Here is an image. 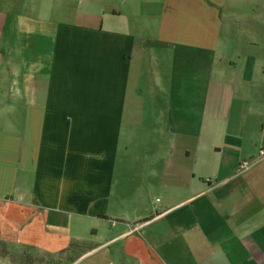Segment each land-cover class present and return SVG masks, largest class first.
<instances>
[{"label": "crops", "instance_id": "0c3cea01", "mask_svg": "<svg viewBox=\"0 0 264 264\" xmlns=\"http://www.w3.org/2000/svg\"><path fill=\"white\" fill-rule=\"evenodd\" d=\"M223 3L0 0V264H264V66L220 55Z\"/></svg>", "mask_w": 264, "mask_h": 264}, {"label": "rangeland", "instance_id": "374dc122", "mask_svg": "<svg viewBox=\"0 0 264 264\" xmlns=\"http://www.w3.org/2000/svg\"><path fill=\"white\" fill-rule=\"evenodd\" d=\"M220 20L221 26L216 35L220 55L223 47L227 46L233 49V54L240 53L243 59L247 50L251 49L255 53H248L250 57L255 59L257 64L264 66V0H226L221 7ZM217 64L216 60V67L219 66ZM157 198L162 196L158 194L151 196L149 204L159 205L160 199ZM6 251L8 247L0 244V253Z\"/></svg>", "mask_w": 264, "mask_h": 264}, {"label": "built area", "instance_id": "2783aa9c", "mask_svg": "<svg viewBox=\"0 0 264 264\" xmlns=\"http://www.w3.org/2000/svg\"><path fill=\"white\" fill-rule=\"evenodd\" d=\"M259 156L260 157H264V149H261L259 151ZM253 159H244L241 161L240 163V169L241 170H247L251 167V165L253 164Z\"/></svg>", "mask_w": 264, "mask_h": 264}, {"label": "trees", "instance_id": "16d2710c", "mask_svg": "<svg viewBox=\"0 0 264 264\" xmlns=\"http://www.w3.org/2000/svg\"><path fill=\"white\" fill-rule=\"evenodd\" d=\"M0 244L4 245L5 243H4V241H2V240L0 239ZM6 252H7V251H6Z\"/></svg>", "mask_w": 264, "mask_h": 264}]
</instances>
